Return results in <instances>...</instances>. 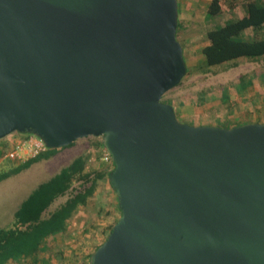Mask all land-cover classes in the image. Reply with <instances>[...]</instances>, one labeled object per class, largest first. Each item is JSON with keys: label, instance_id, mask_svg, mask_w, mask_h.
<instances>
[{"label": "water", "instance_id": "95a60500", "mask_svg": "<svg viewBox=\"0 0 264 264\" xmlns=\"http://www.w3.org/2000/svg\"><path fill=\"white\" fill-rule=\"evenodd\" d=\"M176 0H0V138L101 136L119 216L88 264H264V123L189 125Z\"/></svg>", "mask_w": 264, "mask_h": 264}, {"label": "rangeland", "instance_id": "374dc122", "mask_svg": "<svg viewBox=\"0 0 264 264\" xmlns=\"http://www.w3.org/2000/svg\"><path fill=\"white\" fill-rule=\"evenodd\" d=\"M240 13L239 5L233 7L232 10L225 4L222 12L213 18L212 23L204 21L202 28L192 25V28L187 30L188 45L182 55L186 72L175 86L160 97L161 102L174 104L176 108L174 114L178 121L189 125L224 127H231L238 120L264 123V58L254 60L242 58L220 66H211L206 72H201L197 67L201 62V56L198 46L193 45L204 41L203 32L207 26L220 23ZM176 38L179 41L182 40L178 35ZM240 77L250 84L241 88L239 86ZM182 108L185 111L184 116L181 114ZM80 140L84 143L82 151H88L93 158L96 157L99 164L104 165L105 163L101 160V152L104 148L99 149L96 146L101 142V136L90 135ZM42 162L49 164L48 161L40 163ZM67 162L66 159H61L53 165L49 164L44 173L34 182L38 184L45 181L64 167ZM9 182H11L10 179L2 182L0 191ZM77 187L78 184L74 182L72 188ZM25 192L21 193V199L24 198ZM69 192L54 199L43 215L46 216L48 212L62 203ZM103 199L102 203L100 195L96 198L90 196L84 204L77 205L67 220L65 231L46 238L35 258L8 261L6 264H88V255L94 246L105 238L108 226L120 214L119 210L115 209L116 214L113 216V221L111 223L110 220L107 221L110 215L104 212V209L108 207V201H106V196ZM100 204L103 210L97 212ZM2 207L3 205L0 204V213H3L0 218V227H8L13 218L5 214L6 211ZM2 209L4 212H1Z\"/></svg>", "mask_w": 264, "mask_h": 264}, {"label": "trees", "instance_id": "16d2710c", "mask_svg": "<svg viewBox=\"0 0 264 264\" xmlns=\"http://www.w3.org/2000/svg\"><path fill=\"white\" fill-rule=\"evenodd\" d=\"M225 4L232 10L239 5L241 13L205 29L203 34L205 44L199 49L201 62L197 66L201 72L208 71L211 66H220L242 58L250 60L264 58V0H209L204 20L212 21L222 12ZM248 84L250 83L244 81L243 77L239 78L241 88ZM247 122L250 121L238 120L232 126ZM96 146L103 149L101 142ZM55 149L47 148L46 151L20 162L9 171L0 173V180L33 162L47 158ZM85 159L84 156L74 157L57 173L38 183L20 202L13 212L12 224L0 227V264L29 257L35 258L46 238L65 231L67 220L77 205L86 202L96 180V177H91V174L85 171ZM104 163L111 165L109 171L112 170L113 164L110 159ZM74 182L78 184L76 189L72 188ZM68 191L69 195L63 202L44 216L43 212L54 199ZM115 221L108 226L107 233ZM103 240L94 246L92 252Z\"/></svg>", "mask_w": 264, "mask_h": 264}, {"label": "crops", "instance_id": "0c3cea01", "mask_svg": "<svg viewBox=\"0 0 264 264\" xmlns=\"http://www.w3.org/2000/svg\"><path fill=\"white\" fill-rule=\"evenodd\" d=\"M208 2L209 0H176L177 20L175 36L178 35L182 39L181 41H179L176 38L181 46L182 55L185 52V47L188 45L187 30L191 29L192 25H198L200 26V28L204 26V15ZM208 22L212 23V21ZM213 25H215V23H213L212 26ZM204 44L205 41L202 40V42L193 46H198V48L200 49V47ZM169 104L173 107L175 113L176 108L174 107V104ZM181 114L183 116L185 115L184 108L181 109ZM20 136V133L13 131L0 138V154L10 148L13 142L16 141ZM81 138L84 137L75 139L70 145L56 148L54 152L47 158H43L36 162H33L28 167L1 179L0 184L8 179L11 180V182L4 185L1 188L3 190L0 191V204L3 205L2 208L4 209V211H6L4 212L2 209L1 212H4L5 214H8L9 217L13 218L14 210L18 207L20 202L30 193V191L36 187L37 184L34 181L38 176L44 173L49 164L53 165L55 162H58L61 159H66L68 161V164L74 157L84 156L86 158L84 165L85 171L89 172L91 174V177H96L90 196L96 198L100 195L102 203L104 202L103 198H105L106 196L108 207H105L104 212L110 215L107 221L110 220L111 223L113 221V216H115L116 214L115 209L119 210L117 207L116 196L107 180V172L111 168V165H109L108 163H105L104 165L101 163L99 164L96 157L93 158V156L90 155L88 151H82V145L84 143L82 140H80ZM70 157L72 158L70 159ZM41 161H48L49 164H44V162L40 163ZM19 163L20 161L10 160L7 158L0 159V173L9 171ZM67 164H65V166ZM32 182H34V184H32L31 186ZM23 191L26 192L24 198L21 199L20 196ZM102 210V204H100V206L97 207V212ZM2 215L3 213H0V218ZM8 216L6 215V218Z\"/></svg>", "mask_w": 264, "mask_h": 264}, {"label": "built area", "instance_id": "2783aa9c", "mask_svg": "<svg viewBox=\"0 0 264 264\" xmlns=\"http://www.w3.org/2000/svg\"><path fill=\"white\" fill-rule=\"evenodd\" d=\"M20 137L13 142L10 148L0 154V159L7 158L15 161H24L48 148L42 140L31 133H20ZM110 159L105 149L101 152V160L107 162Z\"/></svg>", "mask_w": 264, "mask_h": 264}]
</instances>
